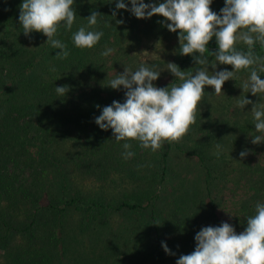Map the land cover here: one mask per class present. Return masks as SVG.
<instances>
[{
	"label": "trees",
	"instance_id": "trees-1",
	"mask_svg": "<svg viewBox=\"0 0 264 264\" xmlns=\"http://www.w3.org/2000/svg\"><path fill=\"white\" fill-rule=\"evenodd\" d=\"M22 2L23 0H0V264H67L65 257L70 260L68 264H89L87 260H83L84 257L79 255L80 251L76 248L86 241L81 234L84 231L93 234L87 239L93 264H124L119 258L121 252L115 244L121 234L117 232L116 235H111L110 225L105 221V218L114 212L132 214L136 223L148 212L150 225L158 239L159 264H165L160 235L164 219L157 209L160 207L161 191L165 189L164 182L170 169L169 144L159 150L157 166L151 169L150 165L149 171H145L142 168L145 163L142 153L146 149H142L138 142L130 141L132 147L129 150L134 153L132 158L137 156L134 172H130L140 179L136 182L140 185L123 193L115 202L101 198L85 200L77 193L61 191V195H58L56 191L47 190L52 181V177L47 173L51 170L50 165L58 170L56 178L64 179L59 162L64 144L62 143L61 147L58 139L62 142L66 132L63 125L71 119V115L86 118V130L78 136L82 137L79 143L74 150L65 151L76 166L90 169L101 164L111 165L119 156H123L124 141L117 143L112 130H101L96 125L95 118L101 114L103 107L110 106L113 101L123 103L125 89L122 86L119 89H108L102 76H99L102 74L98 72L97 64H92L94 52L74 46L72 34L81 26L77 22L73 23L71 31H66L61 26L54 37L67 45L70 52L67 59L55 58L60 50L51 48L46 43L47 37L42 33L33 32L29 37H25L22 26L19 25ZM116 2L117 0H93V9L101 14L98 23L102 27L104 41L109 35L105 27L112 28L115 24L116 28V20H121L124 13L129 11L117 10ZM163 2L164 0H144L146 4L158 5ZM124 3L127 9H131L129 0H124ZM113 11L116 12L114 18ZM146 20L167 29V22L162 16L154 15ZM207 48L209 52L205 55L209 57L210 63H214L210 52L217 51L215 37L209 41ZM236 48L247 51V46L243 43L236 44ZM178 49L179 44L175 51L174 63L180 70L187 71L199 67L192 56L180 55ZM254 52L258 56H264V47L257 42ZM86 64L89 66L87 70L91 71L89 79H75L77 66ZM217 65L232 69L231 65ZM242 71L250 75V70ZM259 75L262 79L264 72ZM177 80L173 76L171 81ZM101 85L106 87V95L109 92V96L118 92L117 96L114 99L105 97L101 92L105 88ZM60 86L69 87L63 97L58 96L55 91V88ZM156 87L162 85L158 84ZM101 101L102 105L97 108V103ZM239 128L245 134L247 129H254L253 117L249 118L246 124H239ZM248 136L254 137L253 133ZM250 146L248 149L251 153L264 152L262 142ZM188 153L196 156L204 180L208 182L211 172L204 159V150L190 149ZM258 155L260 160L261 154ZM236 164L237 175L227 186L228 189L234 193L235 188L242 185L245 193L249 192L250 197L257 200L255 204L264 203V161L251 162L245 156L240 157ZM170 190L172 213L181 212L186 202L187 189L182 186L176 190L172 187ZM244 199L241 197L238 201V216L235 215L238 219L232 223L235 231H244L246 220L250 216L249 211L255 209L244 205ZM191 201L194 203L195 198L192 197ZM219 201L220 198L217 201L210 199L205 208L204 216L212 219L215 227L221 224L216 212ZM14 213L21 215L20 220L15 221ZM16 233L18 238L12 242L11 238ZM136 235L144 236L141 229ZM63 257L64 260L61 261Z\"/></svg>",
	"mask_w": 264,
	"mask_h": 264
},
{
	"label": "rangeland",
	"instance_id": "rangeland-1",
	"mask_svg": "<svg viewBox=\"0 0 264 264\" xmlns=\"http://www.w3.org/2000/svg\"><path fill=\"white\" fill-rule=\"evenodd\" d=\"M224 4L225 0H212L210 8L213 12L219 14ZM92 6L93 0H74L72 6L76 14L74 23L77 22L81 26H86L87 20L85 18L90 16L92 11H96ZM100 19L101 16L97 18V20ZM121 20L123 23L117 24L116 28L115 24L112 28L105 27L109 34L107 40L104 41L102 38L91 48V51L94 52L92 59L94 62L92 64H97L98 72L102 74L99 76H102L104 82L109 85V81L114 79L117 74H122L124 68L134 72L138 70L142 62H147L149 66H156L154 70L160 71L158 79L153 82L154 86L160 84L162 87L168 86L171 88L173 84L178 85L181 83L179 79L171 81L173 75L167 70V63L175 62V51L179 44L178 34L146 19H137L130 10L124 13ZM88 30L101 31L102 27L97 22L93 28ZM237 44L242 43L238 42ZM106 48L114 49V51L109 56L102 57L100 53ZM88 64L77 66L78 68L75 71L77 77L75 79L80 78L81 81L89 79L90 76L88 75L91 74V71L87 70L89 68ZM194 70L190 69L186 72ZM220 70L231 71L232 69L216 65L215 71ZM208 71L211 73L214 70L209 67ZM248 77L249 74L243 71L237 73L234 80H228L223 84V93L218 96L213 95V88L205 86L204 96L196 112V122L190 126L188 133L179 142L169 144L168 162L170 169L167 180L164 182L165 189L161 191L160 207L157 209L159 215L164 219L160 230L163 244H166L170 253H174L166 254L163 249L162 253L166 259L165 264H176L181 255H188L193 252L196 247L194 237L201 228L212 225L215 227L214 221L204 216L207 202L210 199L217 201L220 198V205L216 207V212L221 223L226 222L231 225L238 219V217L235 218V215L238 216L236 210L241 197L245 198L244 205L250 208L256 206L257 200L255 201V198L250 197L249 192L245 193L244 186L238 185L234 193L227 187L237 175L238 165L236 162L240 159L239 154L241 151L248 152L246 156L251 162L261 163L264 161L263 151L251 153L248 149L253 144L251 142L252 138L248 136L250 133H253L254 136L264 134L255 132V128L247 129L245 134L239 128V124L244 122L246 124L247 120L252 117L251 104L245 105L242 110L236 107L237 100L241 96L253 101V103L264 104V95L253 96L250 92H243L241 87ZM262 79H264V75ZM99 81L102 82V80ZM103 87L105 90L102 88L103 91L101 92L105 97H108L110 92L106 95L107 89L105 86ZM117 94L118 92L109 97L114 99ZM97 105L101 106L102 101L98 102ZM85 120L86 118L81 115H71V119L64 123L65 135L62 137V142L60 138L58 139V144L61 143V147L63 146L62 143L64 144L61 161H59L64 179L59 180V178H56L58 170L53 169L55 167L50 165L51 170L47 173L48 176L52 177V181L47 186V190L56 191L58 195H61V191L77 193L85 200L101 198L102 200L115 202L123 193L140 185V183H136L140 179L134 177L130 172V170L134 172V162L137 156L127 159L124 156H119L115 160V162H120L119 164L114 161L111 165L100 163V166H93L90 169L76 166L74 160L65 151H68V149L74 150L79 143L82 137L78 138V136L86 130ZM262 143L264 144V142ZM166 144L168 143H165L162 147ZM217 144L221 145V149L216 148ZM199 148L204 150V159L210 166L211 176L208 182L204 180V174L201 173V166L198 165L199 161L196 156L188 153L190 149L198 150ZM159 150L152 152L150 149H146L142 153L145 157L142 168L145 171H149L150 165L151 169L157 166L156 158H158ZM218 151L219 155H217ZM258 153L261 154L260 160ZM101 162L103 163L104 160H101ZM147 162L150 164H147ZM102 169H104L103 172ZM181 185L186 187L188 193L186 202H184V209L181 212L172 213V203L169 200L172 196L170 194L172 190L170 189L173 187L176 190L178 187L181 188ZM192 197L195 198L194 203L191 201ZM194 208L195 211H193ZM194 212H196V215L193 216ZM254 214L255 209L249 211L250 216ZM13 216L16 219L15 221L21 218L18 213H14ZM140 218L139 222L136 223L132 214L114 212L109 214L105 221L110 225L111 235H116L117 232L121 234L115 240V244L121 252L119 258L122 263L159 264L160 261L157 255L159 250L158 239L150 225L148 212H145ZM133 226L137 229H134ZM139 228L145 237L140 235V238L137 237L136 232L140 231ZM235 232L239 234L242 231L236 230ZM81 234L86 241L76 248L80 251L79 255L84 257L83 260L93 264L92 257L89 256L91 254L89 252L90 248H88L90 243L87 242V239L93 234L87 231ZM17 238L18 234L16 233L12 236L11 241L13 242ZM136 240H138L137 243ZM0 260H2L1 255ZM63 260L64 257L61 261ZM65 260L67 264L70 261L68 257H65Z\"/></svg>",
	"mask_w": 264,
	"mask_h": 264
},
{
	"label": "clouds",
	"instance_id": "clouds-1",
	"mask_svg": "<svg viewBox=\"0 0 264 264\" xmlns=\"http://www.w3.org/2000/svg\"><path fill=\"white\" fill-rule=\"evenodd\" d=\"M131 9L126 8L124 0H117L115 8L130 10L137 19H148L154 15L162 16L170 32H178L179 54L192 56L196 65L194 71H182L175 63H167V70L181 81L171 88L156 87L153 82L160 75L155 65L142 62L138 70L124 68L122 74L109 81V87L125 89L123 103L113 101L103 107L101 114L95 118L101 130H112L117 143L124 141L122 153L125 159L134 155L130 141H136L142 149L156 152L165 143L179 142L196 122V112L204 96L205 86L214 89L213 95L222 94V86L228 80H234L242 70H250L248 79L242 84L244 93L253 96L264 95V56L254 52L258 42L264 47V0H225L224 7L217 14L210 8L212 0H164L163 3H144V0H129ZM74 0H23L19 11V25L23 34L42 33L47 37L46 43L53 49H59L56 59H67L70 52L67 45L55 39L62 26L71 31L76 14ZM101 16L92 11L85 18L86 26H81L72 34V41L78 49H91L102 38V31L93 28ZM116 16L113 11L112 17ZM118 20L117 24H122ZM215 37L217 51L210 52L215 62L210 63L207 45ZM238 42L247 46V51L237 50ZM114 49L106 48L100 53L109 56ZM198 54V55H196ZM217 63L231 65L232 70L215 71ZM209 65L214 70L209 72ZM255 66V67H254ZM55 71V69H52ZM195 72V74H193ZM58 96H64L68 86L56 87ZM252 105L251 114L255 132L264 134V104L241 96L236 107L243 109ZM97 108L100 106L97 105ZM253 144L264 142V135H255ZM216 148L221 149L217 144ZM247 151H241L244 158ZM219 155V151L217 152ZM247 226L237 234L233 226L222 222L220 226H207L196 233V247L188 255H181L176 264H264V203H257L255 214L246 220ZM166 254L170 253L162 243Z\"/></svg>",
	"mask_w": 264,
	"mask_h": 264
}]
</instances>
